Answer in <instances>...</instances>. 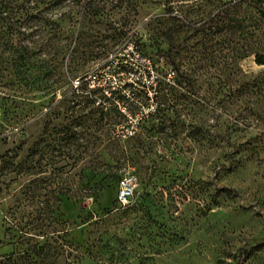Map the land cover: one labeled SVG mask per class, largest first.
Instances as JSON below:
<instances>
[{
    "label": "rangeland",
    "instance_id": "obj_1",
    "mask_svg": "<svg viewBox=\"0 0 264 264\" xmlns=\"http://www.w3.org/2000/svg\"><path fill=\"white\" fill-rule=\"evenodd\" d=\"M231 1L65 0L51 10L64 15L62 42L82 47L49 91L18 98L34 116L0 134V264H14L5 256L21 248L17 229L46 222L57 191L68 196L61 226L82 241L66 248V264H264V64L253 53L264 44L254 17L243 28L196 23ZM91 75L103 85L95 95ZM126 175L134 191L124 205L138 206L124 212ZM88 180H102L94 199ZM143 199L154 204L153 237L143 235V220L153 223Z\"/></svg>",
    "mask_w": 264,
    "mask_h": 264
},
{
    "label": "trees",
    "instance_id": "obj_2",
    "mask_svg": "<svg viewBox=\"0 0 264 264\" xmlns=\"http://www.w3.org/2000/svg\"><path fill=\"white\" fill-rule=\"evenodd\" d=\"M64 1L0 0V112L4 115V125H0V134L7 128H16L23 117L30 119V117L34 116L35 106L28 102L26 103L28 107L26 109L22 108L18 98L25 92L34 90L49 91L53 86L54 76L60 79L63 69L62 60L67 55L78 53L79 47H82L80 44L79 46L75 44L71 48L66 36L63 37L65 42L61 40V36L65 34L60 25V22L64 20V15L61 14L60 17L54 18L51 10L56 6H63ZM166 1L169 4L171 3V0ZM249 1L252 2L251 17L240 16V13L247 8V5H250L248 0H233L219 6L215 12L209 13L198 20L196 22L198 23L197 29L207 31L212 28L218 29L229 21H237L238 25L243 28L246 27L244 24L248 20L247 18L252 19L254 17L259 38L258 44L260 46L263 45L264 0ZM87 3L89 4V2ZM90 11L88 12L89 16L92 15L91 17H93L96 15L94 11ZM167 39L170 43L172 39L170 32ZM253 53L255 62L259 65L264 64V52L259 50ZM166 58L175 74L183 77L169 50ZM78 79L80 80L81 77H78ZM188 83L190 82L188 81ZM78 86H81V89L83 88L82 84H78L76 87ZM89 92H93V95H95V93H98V89L97 91L90 90ZM96 98H103L104 101H108V97L104 95L96 96ZM91 101L93 102V100ZM108 112L109 109L100 110L99 115L104 117ZM180 122L183 125V122ZM26 139L20 138L19 141L24 142ZM78 159V157L73 159L72 163L74 165L71 166V169L76 167L75 163ZM56 169H58L57 172L60 171L59 168ZM44 171L41 170L40 172ZM89 171L95 170L90 169ZM79 173L88 179L83 169H80ZM108 177L105 176L102 180ZM101 181L96 184H91L89 180L86 181V187L93 191L92 193L88 192L86 197L94 199L95 193L103 189ZM63 196H67V193L56 192V202L48 211L46 222L41 218V215H38L37 221L41 219L40 224L36 222L29 228L27 226L28 223L25 222L21 228H16L21 234L17 237V243L21 245V248L7 254L5 256L7 262H13L14 264H45L47 262L48 264H58L59 260L63 259L66 264L70 255L66 248H79L82 245V241L79 239L75 240L72 235L69 236L70 231L66 227L61 226L63 214L60 210V204L63 201ZM144 196L146 195H143V198ZM144 202L145 199H143V218L146 219L145 217H147L149 222L153 223L146 224V220H143V235L153 237L157 234L151 229L158 224L151 214V207L154 204L145 205ZM137 206L138 203L135 201L134 204L123 205L122 207L125 212L127 210H135ZM112 211L113 209L106 208L97 216V219L104 218ZM16 229L14 228V230ZM105 244L107 248L113 247L110 242H105Z\"/></svg>",
    "mask_w": 264,
    "mask_h": 264
},
{
    "label": "built area",
    "instance_id": "obj_3",
    "mask_svg": "<svg viewBox=\"0 0 264 264\" xmlns=\"http://www.w3.org/2000/svg\"><path fill=\"white\" fill-rule=\"evenodd\" d=\"M85 80L87 81V84L90 87V89L99 88L103 90L102 84L95 83L94 75L88 76ZM74 83L75 85H78L80 84V80L77 78L74 81ZM133 191H134V177L130 175L123 176L119 181V187L116 195L118 202H120L123 205L126 204L133 195Z\"/></svg>",
    "mask_w": 264,
    "mask_h": 264
}]
</instances>
